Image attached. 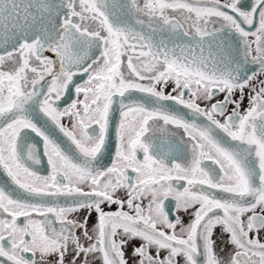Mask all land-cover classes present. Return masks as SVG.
<instances>
[{
	"label": "snow or ice",
	"instance_id": "1",
	"mask_svg": "<svg viewBox=\"0 0 264 264\" xmlns=\"http://www.w3.org/2000/svg\"><path fill=\"white\" fill-rule=\"evenodd\" d=\"M0 170V264H264V0H0Z\"/></svg>",
	"mask_w": 264,
	"mask_h": 264
},
{
	"label": "flooded vegetation",
	"instance_id": "2",
	"mask_svg": "<svg viewBox=\"0 0 264 264\" xmlns=\"http://www.w3.org/2000/svg\"><path fill=\"white\" fill-rule=\"evenodd\" d=\"M246 103H247V101H245V104ZM38 167H39L40 171L43 173L44 170L47 168L46 158H44L42 160L41 165H39ZM6 180H7L6 174H4L2 170H0V183L5 182ZM114 209H115V206H113L112 210H114ZM106 210H108V209L106 208ZM185 219L187 220V217Z\"/></svg>",
	"mask_w": 264,
	"mask_h": 264
}]
</instances>
